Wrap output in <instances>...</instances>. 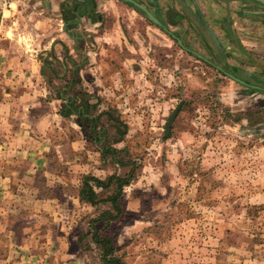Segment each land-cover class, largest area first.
<instances>
[{"label": "rangeland", "instance_id": "rangeland-1", "mask_svg": "<svg viewBox=\"0 0 264 264\" xmlns=\"http://www.w3.org/2000/svg\"><path fill=\"white\" fill-rule=\"evenodd\" d=\"M14 1L22 2V15L46 8L44 0ZM241 3H149L147 11L162 15L178 6L183 20L177 27L151 14L180 43L126 3L139 19L140 35L127 43L134 55L124 49L104 57L117 63L135 58L134 69L127 67L133 76L116 64L105 68L112 76L92 86L85 67L77 70L71 106L82 112L61 119L56 157L37 178H0V264H29L32 259L20 258L27 252L41 253L34 264H103L95 237L108 238L110 254L125 264H264V93L215 66L264 88V12L253 6L245 22L238 17ZM238 30L241 35L230 33ZM19 38L32 41L31 35ZM28 53L50 57L34 46ZM64 72L50 64L42 69L51 88L41 97L46 109L64 105L58 90L65 82L56 79ZM69 140L77 144L71 155ZM106 147L115 151L100 153ZM114 159L126 163L117 166ZM21 160L0 157V172ZM94 177L128 179L116 198L119 213L111 200L116 179L98 186ZM85 184L95 186L96 203L82 198ZM106 201L108 209L98 205ZM103 212L117 216L100 217ZM14 217L21 225H10Z\"/></svg>", "mask_w": 264, "mask_h": 264}, {"label": "crops", "instance_id": "crops-1", "mask_svg": "<svg viewBox=\"0 0 264 264\" xmlns=\"http://www.w3.org/2000/svg\"><path fill=\"white\" fill-rule=\"evenodd\" d=\"M21 4L20 1H14L10 9L0 11V157L22 158L21 166L12 165V170H9L10 166L6 165V171L0 172V178H9L10 182L15 177H39L42 175L40 168L48 163L50 157H56L54 147L58 143L54 134L61 129V119L72 117L81 111V107L75 110L71 106V99L76 97L70 93L73 78L78 81L79 74L76 71L84 66L86 80L92 86L95 82L104 83L105 76H112L113 74L106 73L105 68L116 64L123 66L125 74L133 76L134 70L127 67L134 69L138 64L135 58L119 60L117 63L116 59L112 62L104 56L109 51L124 49L134 55V47L127 43L140 35L135 28L139 21L136 12L122 0H44L42 4L46 8L32 10L28 15H22ZM177 8L178 6L173 7L174 13L179 12ZM244 15L243 13L242 16ZM244 21H247V17ZM262 29L263 34L264 28ZM234 32L241 35L243 31H230L231 34ZM21 34L31 35L32 41L21 42V38L16 40ZM250 35L253 37V31H250ZM29 46L48 50L50 57L42 53L38 54V59L32 58L28 53ZM45 64L53 67L57 65L65 70L56 78L65 82L58 90V97L64 103L60 109L54 106L46 109L41 100L46 92H51V88L46 90L44 86L42 69ZM108 128L118 130L114 125ZM64 144L71 155L76 142L69 140ZM112 161L117 166L121 165ZM24 163L35 167L24 169ZM21 190L16 191L24 192L23 188ZM93 190L96 193L95 186ZM107 203L98 205L104 204L105 209H108ZM19 220L20 218L14 217L10 225H21ZM40 256L41 253L27 252L20 258L32 259L29 264H34Z\"/></svg>", "mask_w": 264, "mask_h": 264}, {"label": "trees", "instance_id": "trees-1", "mask_svg": "<svg viewBox=\"0 0 264 264\" xmlns=\"http://www.w3.org/2000/svg\"><path fill=\"white\" fill-rule=\"evenodd\" d=\"M115 150L109 147L104 148L103 153H107V152H111L113 153ZM115 161V159H114ZM121 165H124L126 162H118ZM115 178V177H109L107 180V183L110 181V179ZM117 181V188H116V194L114 196L111 197L112 203H113V208L116 209V211L119 213L120 208L118 207V205H116V198L121 195L122 192V187L128 183V179H121L120 177H116L115 178ZM92 180L96 183V185L98 186H103L106 185L107 183L102 182L101 180H99L98 178H92ZM85 186L88 187V192L85 193L84 191H82V198L88 200L91 204L96 203V201L91 200L92 195H95V191L89 187L88 185L85 184ZM108 215L111 217H116L117 215H110L111 212H103L100 217L103 215ZM96 243H100L102 246V253H101V260L103 261V264H125L124 261H122L120 258L116 257L115 255H111L110 253L113 252L112 247L110 246V241L108 238H99V237H95L94 238ZM105 244H108V247L105 248Z\"/></svg>", "mask_w": 264, "mask_h": 264}, {"label": "water", "instance_id": "water-1", "mask_svg": "<svg viewBox=\"0 0 264 264\" xmlns=\"http://www.w3.org/2000/svg\"><path fill=\"white\" fill-rule=\"evenodd\" d=\"M224 1H229V0H224ZM243 1V0H240ZM245 2H249L252 3L254 5H256L259 8H263L264 9V0H244ZM124 2L126 3H131L133 5H135L136 7H138L139 9H142L146 16L152 20L154 23H156L157 25H159L160 27H162V29H164L168 34H170L171 36L175 37V39H177V41L180 43V38L177 35L172 34L170 31H168V29L159 21L157 20L149 11H147L142 5L138 4L137 2L133 1V0H124ZM184 47V46H183ZM186 50L190 51L191 53L192 50H190L189 48L185 47ZM196 54V53H194ZM198 55V54H196ZM198 57H200L201 59H203L204 61H207L208 63H210L209 60L203 58L202 56L198 55ZM222 73H224L225 75H227L228 77H230L231 79H233L234 81H237L238 83H241L245 86H248L252 89H256L258 91H262L264 93V88L262 86L259 85H255V84H250L247 83L246 81H244L243 79L239 78L233 71L227 70L219 65H215Z\"/></svg>", "mask_w": 264, "mask_h": 264}, {"label": "flooded vegetation", "instance_id": "flooded-vegetation-1", "mask_svg": "<svg viewBox=\"0 0 264 264\" xmlns=\"http://www.w3.org/2000/svg\"><path fill=\"white\" fill-rule=\"evenodd\" d=\"M135 2L139 3V4H142L144 6L145 9H148L150 8V6L148 5L149 3H154L155 0H134ZM171 2V0H168ZM217 3H219L221 0H216ZM231 1V0H229ZM253 6H256L252 3H249V2H245L244 0L242 1L241 3V7H244L241 11H245L244 12H241L240 10L238 11V17L242 18V17H250L249 15H247L246 13H249V12H254L253 10ZM260 11H263L264 12V9L263 8H259ZM150 11V10H149ZM153 12V14H155L157 17H160L162 18L163 16L165 17V19H167L168 23L170 25H172V27H177L179 26V24L181 23V21L183 20V14L181 11L179 12H175L174 13V10H173V7L171 5H169V7H167L165 9V12L164 14L162 15L161 14V11L160 12H157L156 10H152L151 13ZM245 14L244 16H242V14ZM194 29H197L196 26H192V30Z\"/></svg>", "mask_w": 264, "mask_h": 264}, {"label": "built area", "instance_id": "built-area-1", "mask_svg": "<svg viewBox=\"0 0 264 264\" xmlns=\"http://www.w3.org/2000/svg\"><path fill=\"white\" fill-rule=\"evenodd\" d=\"M14 0H0V11L3 9H10Z\"/></svg>", "mask_w": 264, "mask_h": 264}]
</instances>
